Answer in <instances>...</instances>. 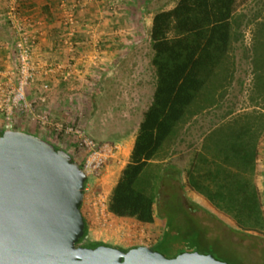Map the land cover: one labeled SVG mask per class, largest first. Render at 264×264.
<instances>
[{"label": "rangeland", "instance_id": "1", "mask_svg": "<svg viewBox=\"0 0 264 264\" xmlns=\"http://www.w3.org/2000/svg\"><path fill=\"white\" fill-rule=\"evenodd\" d=\"M176 2L177 0H99V8L103 10H99L98 20L102 21L101 23L107 22L106 24L113 28L108 33L104 31L108 45L102 49L112 52L110 65L102 64L106 67L104 68L106 72L99 71L101 88L98 99L95 98V105L98 107L94 113L96 116L95 119L89 118L83 126L86 133L95 141H108L114 144L129 137L133 121L135 118L140 119L141 111L151 103L156 81L152 65L154 51L150 40L152 17L158 11L172 8ZM76 17L74 25L79 23ZM231 23L230 51L191 107L193 114H197L198 119L204 121L208 117L204 111L212 107L214 111L209 119L215 121L216 125L206 139L192 173L189 167H185L186 161H177L180 171L190 172L188 179L193 187L192 191L186 185L161 186L164 179L162 171L173 168L172 162L168 164L164 162L159 168L153 165L146 168L136 186L155 198L157 211L162 215L165 209L169 216L177 213L181 217L182 214L186 217L188 215L193 218L200 230L193 240L188 239L185 242L181 235L174 233L173 237L168 233V236H165L166 240L163 241L164 245L168 243L167 252L172 254L188 251L212 252L216 257L228 259L233 264H264V234L240 231L227 214L215 209V205L225 206L224 210L227 211L229 210L227 207L233 205L229 200L221 199L222 191H217L216 185L226 163L224 157L228 153L227 146L230 147L233 140L232 131H237L240 121L244 125H249V120L260 119L255 114L263 115L256 109V105L264 107V0H249L233 15ZM115 25L118 26L115 27L117 29L114 28ZM119 28L123 31L119 32ZM75 31L76 29L73 35L76 34ZM135 37L139 41L131 42L130 40H134ZM130 103L133 105V111ZM242 108H248V112L241 113ZM225 111L232 113L226 119L223 118ZM193 114L189 113L183 120H188ZM17 117L26 119V129L31 130L32 126L38 129L35 121L26 113L16 114L13 127L17 125ZM0 118L4 123V114L1 110ZM32 122L34 124L30 125ZM181 122L177 124L176 129L182 125ZM257 123L264 122L259 120ZM35 128L33 129L35 134L53 144L46 138V132L36 131ZM261 128L263 127L258 129ZM176 129L165 145L170 146L173 142L177 134ZM262 156L259 160L260 175L255 171L252 173L243 171L245 172L243 188L251 187L254 195L257 185L263 188L264 151ZM116 159L117 157L108 158L102 176L106 168L117 170L123 164V157L121 161L117 160L118 162ZM168 178L170 176L166 177L165 181H168ZM181 180L183 181V178ZM87 181L95 184L98 180L89 177ZM97 188L101 189L100 186ZM196 194L199 197L196 196L197 199L193 200ZM215 195H218V199L214 197ZM203 198H206L213 207L202 205ZM85 204L83 202L80 208L88 229L83 244L88 241H101L117 248L150 247L164 237L166 221L162 217L158 216L153 224L146 225L134 219L108 214L106 221L100 222L93 217L92 209L88 210ZM202 237L206 244L200 242Z\"/></svg>", "mask_w": 264, "mask_h": 264}, {"label": "trees", "instance_id": "2", "mask_svg": "<svg viewBox=\"0 0 264 264\" xmlns=\"http://www.w3.org/2000/svg\"><path fill=\"white\" fill-rule=\"evenodd\" d=\"M248 1L177 0L172 8L158 11L152 17L150 40L154 51L152 65L156 77L152 101L142 113L128 161L110 192L107 206L113 215L134 219L141 224L151 225L156 217L164 218L166 221L164 237L150 248L168 258L182 253L167 252L168 243L164 245L163 241L166 240L165 236H168V233L172 236L174 233L181 235L185 242L188 239L193 240L200 230L193 218L188 215V218L185 214L181 217L178 213L169 216L166 209L162 215L157 211L155 198L138 189L136 184L146 168L151 165L159 168L162 163H169L165 161L169 149V146L165 145L167 139L179 122L189 113L193 114L191 110L193 103L229 53L232 38L231 19ZM231 114L225 111L223 118L226 119ZM21 128V124L17 123L15 129ZM4 130L1 129L0 134ZM26 130L32 133V129ZM232 133L233 140L230 147L227 146L228 153L224 157L226 163L219 181L216 182L218 183L216 190L222 191V200H229L233 205L228 206L227 211L224 210L225 206L215 205V209L227 214L240 231L264 234V174L263 188L257 185L255 195L251 187L243 188L245 185L243 171L251 173L255 171L257 142L252 134V128L246 127L241 121L237 131ZM57 138L62 139L61 136ZM167 170L169 173L180 171L175 166L164 171ZM190 172H187L188 177ZM169 176L176 178V174ZM187 184L192 187L189 179ZM214 197L218 199V195ZM87 230L85 222L83 236L79 238L77 245L83 241ZM203 238H200L201 243H204ZM100 245L109 244L101 241H88L83 244L89 248ZM135 247L138 246L120 249L128 251ZM203 254H211L216 259L233 264L228 259L216 257L212 252Z\"/></svg>", "mask_w": 264, "mask_h": 264}, {"label": "crops", "instance_id": "3", "mask_svg": "<svg viewBox=\"0 0 264 264\" xmlns=\"http://www.w3.org/2000/svg\"><path fill=\"white\" fill-rule=\"evenodd\" d=\"M8 5L9 0H0V83L13 85L17 81V60L13 46L15 33L7 19ZM18 10L21 18H24L31 25L32 31L36 33L38 38V45L33 52L34 60L41 66L56 63L65 66L69 64L72 67V75L67 81L62 78L59 72L47 76H38L27 88L28 98L34 100L44 94L42 85L47 83L50 88L46 93L47 100L42 104L44 108H47L51 115L59 120L80 124L81 126L86 125L89 118L95 119L96 115L94 113L98 109L95 105V98L98 99L99 89L101 88L99 71L106 72L104 70L106 67H103L102 64L104 66L110 65L112 52L102 49L106 44L108 45L107 35L104 31L108 33L113 27L111 28L106 24L107 22L101 23L102 21L98 20L99 10H103L99 8V0H18ZM67 11H72L79 21L74 27L76 34L73 36L67 35L68 28L63 24V16ZM115 27L118 26L115 25ZM118 31L123 30L119 28ZM80 37H84V39L80 40ZM135 39L136 37L130 41H139V39ZM130 104L133 111V105ZM38 105L42 107L41 104ZM247 109L242 108L241 113L248 112ZM256 109L263 115L255 114L260 119L256 121L249 120L250 124L246 127L252 128V134L257 142L255 172L260 175L259 160L263 157L264 151V123L259 124L257 122L259 120L264 122V107L263 105H256ZM143 111H141V115ZM213 111L212 107H208L204 111V114L208 115L206 121L199 120V116L194 114L188 120L181 122L182 125L179 129H176L177 134L168 147V155L165 161L174 163L173 166L176 169L179 168L177 161H186L185 167H189L192 173V169L197 166L195 162L202 151V147L216 125L215 121L209 119V117H212L211 113L213 114ZM140 119L135 118L133 121L129 137L114 143L120 146L114 157H117L116 161H121V157H123V164L117 170H112L113 168L110 167L104 171L99 185L107 198L118 180L123 166L128 161ZM16 122L21 124L22 128L20 130L27 132L26 119L17 117ZM33 124V122L30 123V125ZM23 126L25 127L23 128ZM259 127L263 128L258 129ZM34 128L35 126H32V134L37 135L33 132ZM1 129H5L2 118H0ZM35 130L38 131L39 129L35 128ZM46 138L56 146L61 145L75 161L81 162L82 152L77 150L74 144H68L67 141L57 139L55 135L47 132ZM162 174L164 177L161 182L162 186L165 184H175L178 187L186 185L192 191L193 187L187 184L188 176L184 170L183 172L176 171V173H169L167 170L162 171ZM172 174H176V178H168V181H165V178ZM180 177L183 178V181ZM196 196L198 194L193 196V200ZM202 201H204L202 205L213 207L206 198H203Z\"/></svg>", "mask_w": 264, "mask_h": 264}, {"label": "water", "instance_id": "4", "mask_svg": "<svg viewBox=\"0 0 264 264\" xmlns=\"http://www.w3.org/2000/svg\"><path fill=\"white\" fill-rule=\"evenodd\" d=\"M85 178L49 141L20 129L0 134V264H230L197 251L168 258L149 246L77 245Z\"/></svg>", "mask_w": 264, "mask_h": 264}, {"label": "built area", "instance_id": "5", "mask_svg": "<svg viewBox=\"0 0 264 264\" xmlns=\"http://www.w3.org/2000/svg\"><path fill=\"white\" fill-rule=\"evenodd\" d=\"M74 17L72 11H67L63 19V24L68 28L69 35H73L74 32ZM7 19L15 33L13 46L17 60V81L13 85L0 83V110L4 114V128L15 129L13 125H15L16 114L26 113L35 121L39 130L56 137L61 136L60 140L74 144L75 148L82 152L80 165L86 176L82 204L85 202L88 210L92 209L95 219L105 222L108 214L112 213L108 210V198L105 192L97 187L100 186L99 182L108 158L114 157L120 146L110 142H97L86 133L80 124L65 122L53 117L42 105L47 100L46 93L50 88L47 83L42 85L44 94L34 100L28 98L27 88L38 76L59 72L62 78L67 81L72 75V67L69 64L65 66L56 63L41 66L34 60L33 52L38 44V38L32 31L31 25L21 18L18 0H9ZM38 104H41L42 107ZM58 146L62 148L61 145ZM89 177L96 178L98 181L95 184H90L87 181ZM88 214L90 215L89 212Z\"/></svg>", "mask_w": 264, "mask_h": 264}]
</instances>
